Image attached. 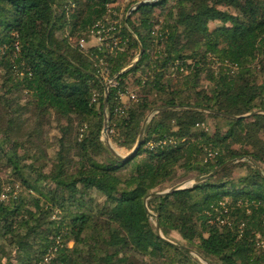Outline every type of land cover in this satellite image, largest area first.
Masks as SVG:
<instances>
[{
  "label": "trees",
  "instance_id": "16d2710c",
  "mask_svg": "<svg viewBox=\"0 0 264 264\" xmlns=\"http://www.w3.org/2000/svg\"><path fill=\"white\" fill-rule=\"evenodd\" d=\"M119 1L0 0V264H199L155 222L213 264H264V0H156L122 19L123 51L80 48ZM155 16L166 39L151 36ZM176 62L186 74L169 72ZM102 72L117 76L105 111ZM126 90L136 100L117 112ZM175 106L229 117L156 113ZM105 113L127 150L152 114L128 161L101 140ZM239 158L145 212L150 193Z\"/></svg>",
  "mask_w": 264,
  "mask_h": 264
},
{
  "label": "built area",
  "instance_id": "2783aa9c",
  "mask_svg": "<svg viewBox=\"0 0 264 264\" xmlns=\"http://www.w3.org/2000/svg\"><path fill=\"white\" fill-rule=\"evenodd\" d=\"M116 10L117 9H114L113 7H108V10H107L108 19L105 18L104 21L96 23L89 30L90 36L95 38L98 41L99 45L97 46L105 45V47H107V49H109L111 52L112 51L120 52V51H123L124 49L123 48L124 43L121 42L119 37L115 36L116 33H118L117 31L118 28H120L122 25V20L119 18ZM65 36H67V34ZM151 36L155 38L166 39L168 34L166 32H162L161 28L154 27L151 31ZM106 40H109V42L105 43ZM83 44H85L84 40L83 39L79 40L80 48L83 47ZM135 60L136 59H134V61ZM177 70L180 73L186 74V71L178 62H176L170 68L169 72L175 73ZM100 79H101L102 85L107 91L109 90V88H115L117 86V76L109 77L108 74H105L102 72L100 74ZM135 97H136L135 94L133 92H129L128 90H126V92H117L116 99L118 103L121 105V107L117 109V112H121L122 108L124 107V104L126 102V101H123L124 98H126L127 100L130 99L131 101H135L136 100ZM183 141L184 140H181V142ZM178 142L179 141L177 139L170 137L167 139H162L158 142L150 141L146 143L143 148L151 151L155 149L156 147L175 146L177 145ZM211 157L212 155L211 153H209V158ZM60 247H62L61 242L59 239H56L54 242V245L49 249L48 253L46 254L44 258V262H47L48 260H50L54 256V253L56 252V250Z\"/></svg>",
  "mask_w": 264,
  "mask_h": 264
},
{
  "label": "water",
  "instance_id": "95a60500",
  "mask_svg": "<svg viewBox=\"0 0 264 264\" xmlns=\"http://www.w3.org/2000/svg\"><path fill=\"white\" fill-rule=\"evenodd\" d=\"M156 0H144V1H140L138 2L136 5H134V7H132V9L129 11V13L135 11L136 9L140 8L141 6H146V5H151L155 2ZM142 55V48L139 46V52H138V55H137V58H136V61L132 62L128 67L127 69H129L130 67H132L141 57ZM125 69V70H127ZM124 70V71H125ZM107 94H108V91L104 88V103H103V107H104V111L106 110L107 108ZM197 111V112H204V113H210V114H214V115H222V116H225V117H229L227 115H224V114H219L217 112H214V111H207V110H202V109H188V108H180V107H170V108H162V109H158L156 111V113H162V112H167V111ZM254 115L255 114H264V112H261V111H255L253 113ZM152 115H149L148 117L145 118L142 126H141V130H140V134H139V137H138V140L135 144V146L133 147V149L130 151V153L126 156H120L119 154L116 153V151L111 147L110 143L108 142V135H107V125H106V113H105V126H104V129L102 131V136L104 135L105 136V139L102 140L103 141V144L105 145V147L107 148V150L109 151V153L111 154L112 157L114 158H118V159H121L123 161H128L129 159L133 158L136 153L138 152V150L141 148L142 144H143V139H144V133H145V128H146V125L148 123V121L150 120ZM246 116H249L248 115H245ZM230 118H236V117H230ZM243 159L242 158H239L237 160H230L224 164H222L221 166H219L218 168L214 169L212 172L206 174V175H203V176H200V177H197L195 179H193L192 182H189V181H185V182H182V183H179L177 184L176 186H174L173 188L169 189V190H166V191H163V192H160V193H150L149 195H147L144 200H143V205H144V209H145V212L146 213H149L148 211V208L146 206V202L149 200V199H152V198H157V197H162V196H165V195H168V194H171V193H174L176 191H180V190H185V189H188V188H192L194 185H198V184H201L207 180H209L211 177H213L215 174H217L218 172H220L222 169H224L225 167L229 166V165H232L234 163H237V162H240L242 161ZM191 184V185H190ZM190 185V186H188ZM155 227H156V232H157V235L163 239L164 241L172 244L173 246L175 247H179L181 250H184L190 254H195L197 255L195 252H193L192 250L186 248V247H183L181 245H176L170 241H168L167 239H165L160 230H159V227H158V223L155 222ZM198 256V255H197ZM200 259L202 260H206L204 258H202L201 256H198Z\"/></svg>",
  "mask_w": 264,
  "mask_h": 264
},
{
  "label": "rangeland",
  "instance_id": "374dc122",
  "mask_svg": "<svg viewBox=\"0 0 264 264\" xmlns=\"http://www.w3.org/2000/svg\"><path fill=\"white\" fill-rule=\"evenodd\" d=\"M126 4H127V0H120L117 4H111V5H109L108 7H113V8H117V13H118V16H119V18L122 20L124 17H126L127 15H128V13H129V10H127V8L125 7L126 6ZM134 7V6H133ZM132 8V7H131ZM106 19H108V16H106L105 17ZM155 19H156V21H158V24H156L155 25V28H161V26L163 25V18H160V17H158V16H155ZM213 28V25L212 24H210V29H212ZM64 32H60V34H62V35H64L63 34ZM88 39L87 40H85V39H83L84 40V42H85V44H83V47H82V49H87L88 47H92V46H97V45H99V43H98V41L95 39V38H93V37H91L90 36V33H88ZM72 41V43H76V39H71ZM81 40V39H80ZM78 44H79V41H78ZM137 55H138V53L136 54V56L134 57V59H136L137 58ZM134 59H133V61H134ZM132 61V62H133ZM136 61V60H135ZM134 61V62H135ZM212 69H215L214 68V66H212ZM171 76L172 77H175L176 78V76L174 75V74H171ZM124 99H126V98H124ZM124 101H126L127 102V99L126 100H124ZM150 115H152V114H150ZM149 116V115H148ZM147 116V117H148ZM152 117V116H151ZM151 119V118H150ZM105 139V136L103 135L102 137H101V140H104ZM108 142L110 143V145H111V147L116 151V153L117 154H119L120 156H126V155H128L129 153H130V151L132 150H127V149H123V148H117L114 144H112V142H111V140L109 139V137H108ZM193 179H195V178H192V179H184V180H182L181 182H179V183H182V182H185V181H189V182H192L193 181ZM178 183V184H179ZM191 185V184H190ZM190 185H188V186H190ZM171 189V188H170ZM167 190H169V189H167ZM166 191V190H165ZM54 219H59V217L57 216V214H55V216H54ZM169 240L168 241H170V242H172V243H174V244H176V245H178V244H182L183 242H182V240L180 239V237L178 236V234L177 233H175V232H172V233H170V235H169ZM166 239V238H165ZM70 245H72L71 243L69 244V246ZM194 252V251H193ZM193 256H194V258H196L197 260H198V263L199 264H213L212 262H209L208 260H202V259H200L198 256H196L195 254H192Z\"/></svg>",
  "mask_w": 264,
  "mask_h": 264
},
{
  "label": "crops",
  "instance_id": "0c3cea01",
  "mask_svg": "<svg viewBox=\"0 0 264 264\" xmlns=\"http://www.w3.org/2000/svg\"><path fill=\"white\" fill-rule=\"evenodd\" d=\"M125 99H123V101H124Z\"/></svg>",
  "mask_w": 264,
  "mask_h": 264
}]
</instances>
